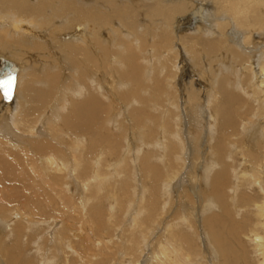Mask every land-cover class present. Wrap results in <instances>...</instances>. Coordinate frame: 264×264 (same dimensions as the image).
<instances>
[{"label":"bare ground","instance_id":"1","mask_svg":"<svg viewBox=\"0 0 264 264\" xmlns=\"http://www.w3.org/2000/svg\"><path fill=\"white\" fill-rule=\"evenodd\" d=\"M6 69L0 264H264V0H0Z\"/></svg>","mask_w":264,"mask_h":264},{"label":"rangeland","instance_id":"2","mask_svg":"<svg viewBox=\"0 0 264 264\" xmlns=\"http://www.w3.org/2000/svg\"><path fill=\"white\" fill-rule=\"evenodd\" d=\"M2 111V110H1ZM194 130V134L196 136H198L199 132L201 133L200 135L202 136H205V132H204V129L202 128H199L198 130ZM1 147V146H0ZM4 148H9L8 146H3L0 148V153L1 154H4L5 155V152H4ZM14 151V150H13ZM16 152V150L14 151ZM14 152H11L9 154H6L5 156H10L11 154H13ZM19 155H21V152L20 150H18V155H16L14 157V159L16 157H18ZM78 173V170L75 169V166H73V171H72V174H73V178L75 179V176L76 174ZM70 174L67 173L66 174V177ZM75 174V175H74ZM70 176V175H69ZM183 186V187H186V184H181L179 186V188ZM133 190V189H132ZM72 195L73 197H76L78 199L81 198V195L82 194L81 192H78L74 190V188L72 187ZM72 197V196H71ZM79 201L75 202L76 204H78ZM24 204H26V199L24 197H20V196H16V197H5V198H1V201H0V205H1V208L3 209V212L6 213L8 211H11V212H19V211H26L28 212L29 214H31V210L30 209H26L24 207ZM134 204V203H133ZM78 206L80 207V205L78 204ZM87 206H83L82 207V211H85ZM133 209H135V206H132ZM184 210V208H183ZM185 211V210H184ZM215 212V210H212ZM170 213L172 215H174V217H177V216H185L186 214L183 213L181 210H178L176 212H171L170 210ZM128 214V213H127ZM113 219H115V222L114 223H118V225H111L110 228L108 229V239H110L111 237H118L117 238V248L115 249L114 253H115V256L119 258V261L118 263L119 264H130V257L129 255H127L125 253V251L123 250L122 246L124 244V241L119 237L120 236V233L122 231V225L124 224H128L129 222V216H125L124 218H121L118 214H115L113 217ZM160 223H164V221L162 220ZM62 224H59L58 227H61ZM78 231V228L76 230V233ZM198 232H199V238H197L195 236V239H196V242H197V248H198V252L199 254L195 257V259H193V264H198L200 263L202 260H203V256L206 258V263L205 264H212L211 262H213L214 264H219V258L217 256V253L215 251V256L212 255L210 258H209V255L211 254V252L207 251L209 249V246H210V238L207 237L206 234L203 233V230L202 229H198ZM52 233V232H51ZM162 234H163V227L162 225H159V226H156L154 228H152L148 235H147V239H146V242H145V245L142 247V250L139 252V254L136 256V261L137 263L136 264H140V262H142L143 260L145 261L146 260V263H147V260H150V255L151 253H154L155 252V245H156V251L158 250V246L159 245H164L165 244V241L162 240ZM49 235V234H48ZM65 239H67L65 236L63 237ZM51 239H52V236H51ZM50 243H53L52 241H50L47 245L49 246ZM212 243V242H211ZM152 245V246H151ZM247 246L246 247V250L250 253V258L252 257L251 254H255L254 252L251 251V246L249 244H246ZM45 247V246H44ZM50 247V246H49ZM52 249V247H50ZM207 249V250H206ZM44 250V248H43ZM47 250V248H46ZM45 250V251H46ZM44 251H42L43 253ZM49 252V251H47ZM44 255V254H43ZM59 255V254H58ZM81 257V256H80ZM51 258V257H50ZM48 258V259H50ZM55 258V257H54ZM37 263V262H36ZM145 263V264H146ZM80 264H86V260L85 258H82ZM143 264V263H142Z\"/></svg>","mask_w":264,"mask_h":264},{"label":"water","instance_id":"3","mask_svg":"<svg viewBox=\"0 0 264 264\" xmlns=\"http://www.w3.org/2000/svg\"><path fill=\"white\" fill-rule=\"evenodd\" d=\"M14 80L15 74L10 69H6L3 73L0 74V89L4 98L7 100L11 98ZM5 81H10V83L5 85Z\"/></svg>","mask_w":264,"mask_h":264},{"label":"snow or ice","instance_id":"4","mask_svg":"<svg viewBox=\"0 0 264 264\" xmlns=\"http://www.w3.org/2000/svg\"><path fill=\"white\" fill-rule=\"evenodd\" d=\"M9 83H10V81H5V82H4L5 85H7V84H9Z\"/></svg>","mask_w":264,"mask_h":264}]
</instances>
